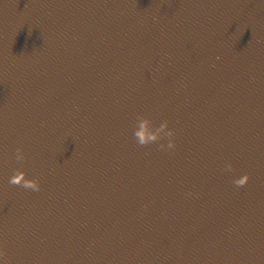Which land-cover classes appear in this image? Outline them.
I'll use <instances>...</instances> for the list:
<instances>
[{
	"label": "water",
	"instance_id": "95a60500",
	"mask_svg": "<svg viewBox=\"0 0 264 264\" xmlns=\"http://www.w3.org/2000/svg\"><path fill=\"white\" fill-rule=\"evenodd\" d=\"M27 1L116 264H264V0Z\"/></svg>",
	"mask_w": 264,
	"mask_h": 264
},
{
	"label": "clouds",
	"instance_id": "9594fccd",
	"mask_svg": "<svg viewBox=\"0 0 264 264\" xmlns=\"http://www.w3.org/2000/svg\"><path fill=\"white\" fill-rule=\"evenodd\" d=\"M167 124V121H164L163 124L160 125L161 128L165 127V125ZM136 136L138 139V142L140 144H147L150 140H154L156 139L157 135H158V130H152L149 126V121L147 118H141L139 121V124L137 126L136 129ZM168 135L170 137L167 146L169 148H171L174 144H175V140L173 139V130L169 129L168 131ZM161 147H163V145H161ZM24 153L22 151L21 147H17L16 149V158L17 159H21L23 158ZM225 167L227 168H231V162L228 161L225 165ZM248 179V175L247 173H245L242 176L239 177H235L234 178V182L237 184H244ZM10 182L12 183H23L24 186L26 187H31L33 189H39V183L35 178H26L25 177V173L23 172V170H16L12 173V175L10 176Z\"/></svg>",
	"mask_w": 264,
	"mask_h": 264
}]
</instances>
